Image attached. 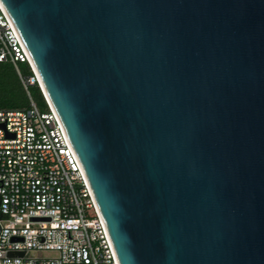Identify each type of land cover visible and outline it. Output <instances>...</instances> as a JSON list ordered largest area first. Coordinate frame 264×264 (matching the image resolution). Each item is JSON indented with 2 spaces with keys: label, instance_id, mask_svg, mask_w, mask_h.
I'll return each instance as SVG.
<instances>
[{
  "label": "water",
  "instance_id": "water-1",
  "mask_svg": "<svg viewBox=\"0 0 264 264\" xmlns=\"http://www.w3.org/2000/svg\"><path fill=\"white\" fill-rule=\"evenodd\" d=\"M0 3L120 264H264V0Z\"/></svg>",
  "mask_w": 264,
  "mask_h": 264
},
{
  "label": "built area",
  "instance_id": "built-area-1",
  "mask_svg": "<svg viewBox=\"0 0 264 264\" xmlns=\"http://www.w3.org/2000/svg\"><path fill=\"white\" fill-rule=\"evenodd\" d=\"M0 63L16 68L30 98L24 110L0 111V264H120L85 172L1 3ZM31 87L42 92L45 111Z\"/></svg>",
  "mask_w": 264,
  "mask_h": 264
},
{
  "label": "trees",
  "instance_id": "trees-1",
  "mask_svg": "<svg viewBox=\"0 0 264 264\" xmlns=\"http://www.w3.org/2000/svg\"><path fill=\"white\" fill-rule=\"evenodd\" d=\"M24 74H32L28 65H20ZM30 96L42 111L46 103L38 87L29 89ZM30 106V98L16 68L10 63H0V111H20Z\"/></svg>",
  "mask_w": 264,
  "mask_h": 264
},
{
  "label": "rangeland",
  "instance_id": "rangeland-1",
  "mask_svg": "<svg viewBox=\"0 0 264 264\" xmlns=\"http://www.w3.org/2000/svg\"><path fill=\"white\" fill-rule=\"evenodd\" d=\"M36 256H41V257H51L52 255H50V254H41V255H36Z\"/></svg>",
  "mask_w": 264,
  "mask_h": 264
}]
</instances>
